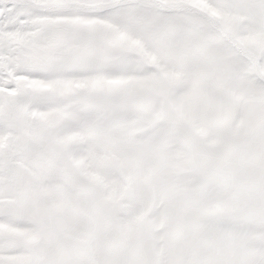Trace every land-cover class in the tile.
Instances as JSON below:
<instances>
[{"label":"snow or ice","instance_id":"1","mask_svg":"<svg viewBox=\"0 0 264 264\" xmlns=\"http://www.w3.org/2000/svg\"><path fill=\"white\" fill-rule=\"evenodd\" d=\"M0 264H264V0H0Z\"/></svg>","mask_w":264,"mask_h":264}]
</instances>
